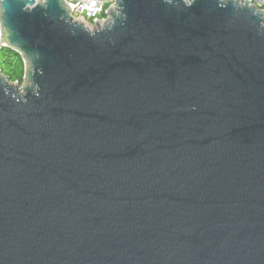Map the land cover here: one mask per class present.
Masks as SVG:
<instances>
[{"label": "water", "instance_id": "obj_1", "mask_svg": "<svg viewBox=\"0 0 264 264\" xmlns=\"http://www.w3.org/2000/svg\"><path fill=\"white\" fill-rule=\"evenodd\" d=\"M126 3V26L95 41L53 19L57 0L47 16L6 6L44 75L39 99L0 104V264H264L253 18Z\"/></svg>", "mask_w": 264, "mask_h": 264}, {"label": "clouds", "instance_id": "obj_2", "mask_svg": "<svg viewBox=\"0 0 264 264\" xmlns=\"http://www.w3.org/2000/svg\"><path fill=\"white\" fill-rule=\"evenodd\" d=\"M9 0H0V49H11L18 57V69L11 76L0 73V104L5 98L15 104L26 105L29 103L28 90L37 99L41 97V86L35 81L34 76H43V69L37 67L40 53H27L19 43L10 39L9 28L5 24L7 4ZM23 7L21 11L32 12L37 7L47 9L49 0H20ZM168 8L186 10L197 4V0H160ZM218 9L232 8L235 11H247L253 18L248 25L255 36L264 39V0H214ZM57 6L62 14L53 19H58L66 26L67 33L76 36L79 32L87 34L91 40L114 32L117 26H126L129 16L126 0H57ZM196 110V106H192Z\"/></svg>", "mask_w": 264, "mask_h": 264}, {"label": "trees", "instance_id": "obj_3", "mask_svg": "<svg viewBox=\"0 0 264 264\" xmlns=\"http://www.w3.org/2000/svg\"><path fill=\"white\" fill-rule=\"evenodd\" d=\"M18 57L11 49H0V71L11 76L18 69Z\"/></svg>", "mask_w": 264, "mask_h": 264}]
</instances>
